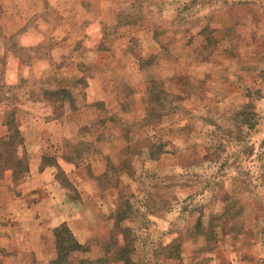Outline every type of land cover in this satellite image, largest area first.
<instances>
[{"label":"rangeland","instance_id":"374dc122","mask_svg":"<svg viewBox=\"0 0 264 264\" xmlns=\"http://www.w3.org/2000/svg\"><path fill=\"white\" fill-rule=\"evenodd\" d=\"M9 134L0 264H264V0H0Z\"/></svg>","mask_w":264,"mask_h":264},{"label":"crops","instance_id":"0c3cea01","mask_svg":"<svg viewBox=\"0 0 264 264\" xmlns=\"http://www.w3.org/2000/svg\"><path fill=\"white\" fill-rule=\"evenodd\" d=\"M71 23H72V21H70V24ZM24 40H26L28 44L33 43L32 38L29 36H27ZM46 75H52L51 69L46 71ZM90 88H92V87H90ZM90 93L92 94V92H90ZM47 120L52 121L55 119L47 118ZM24 137L27 141L29 140L28 135H24ZM36 168H37V166L32 165L30 172H29L30 177L27 178V180L28 181L30 180L32 183L34 182V180H44L42 173H40L38 170H36ZM10 182H11V180H10ZM38 186H40V185H36V187H38ZM36 187L31 186L30 192L33 191V189H36ZM7 193H8V191L5 192L4 190H0V216L4 215L5 213L8 212V214H7L8 216L15 217V215H16V218L20 221H22L23 219L28 221V217H30V219L32 218V221H35L36 216H40V215L44 216V218L49 217V214L51 215L50 210L52 209V206L54 204H56V200L54 199L55 194L48 192L45 199L38 200L35 204H33L31 206L25 205L24 207H19L17 209L18 211L11 210L12 208L4 209L5 205H7L8 202H10L12 200L8 196L6 197ZM2 205H3V208L1 207ZM65 218L66 217L62 218V220L56 226L64 223V221H66ZM6 231H7V233H9V230L7 228H6Z\"/></svg>","mask_w":264,"mask_h":264},{"label":"trees","instance_id":"16d2710c","mask_svg":"<svg viewBox=\"0 0 264 264\" xmlns=\"http://www.w3.org/2000/svg\"><path fill=\"white\" fill-rule=\"evenodd\" d=\"M62 91L63 90H60V91H57V92L59 93V92H62ZM14 129H15L14 132H18L17 128H14ZM10 134L7 135V136H4L3 138L0 137V147L7 149L6 143L4 141H2V140L5 139V138L10 139L9 138ZM15 137L17 138L16 135H14L13 138H15ZM1 156L2 155L0 154V157ZM15 164H16V166H19L18 160L15 162ZM54 235H55V238H56L57 258L54 261H52L50 264H61L63 259L66 257V255H67V253L69 251H72L74 249H79L80 246L77 243L73 242L72 238L70 237L71 234H70V232L68 231V229H67V227L65 225H60L58 228H56L54 230ZM65 243L69 245L68 248H66Z\"/></svg>","mask_w":264,"mask_h":264}]
</instances>
